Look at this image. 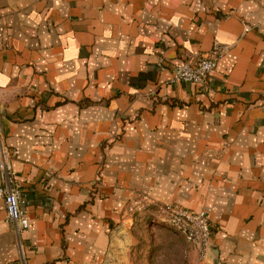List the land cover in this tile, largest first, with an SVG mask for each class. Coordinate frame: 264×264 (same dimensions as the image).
<instances>
[{
	"label": "crops",
	"instance_id": "1",
	"mask_svg": "<svg viewBox=\"0 0 264 264\" xmlns=\"http://www.w3.org/2000/svg\"><path fill=\"white\" fill-rule=\"evenodd\" d=\"M215 48L206 85L169 82ZM0 138L29 220L0 198V264H135L161 220L136 195L206 212L189 264H264V0H0Z\"/></svg>",
	"mask_w": 264,
	"mask_h": 264
},
{
	"label": "built area",
	"instance_id": "2",
	"mask_svg": "<svg viewBox=\"0 0 264 264\" xmlns=\"http://www.w3.org/2000/svg\"><path fill=\"white\" fill-rule=\"evenodd\" d=\"M224 49L215 48L207 55L188 59L180 64L170 65L169 82H185L206 85ZM164 66L162 59L158 61ZM15 150L8 149L0 138V198L3 200L6 220L13 223L17 232L29 230V220L21 208L24 194L15 182V171L10 159ZM154 206L161 219L178 233L187 244L196 247L200 258H206L211 248L212 226L204 210L194 211L170 202L156 203L146 195H136L126 204L129 215L141 213ZM65 264H72L68 261Z\"/></svg>",
	"mask_w": 264,
	"mask_h": 264
},
{
	"label": "rangeland",
	"instance_id": "3",
	"mask_svg": "<svg viewBox=\"0 0 264 264\" xmlns=\"http://www.w3.org/2000/svg\"><path fill=\"white\" fill-rule=\"evenodd\" d=\"M131 225L135 238V264H189L185 241L161 220L141 216Z\"/></svg>",
	"mask_w": 264,
	"mask_h": 264
},
{
	"label": "water",
	"instance_id": "4",
	"mask_svg": "<svg viewBox=\"0 0 264 264\" xmlns=\"http://www.w3.org/2000/svg\"><path fill=\"white\" fill-rule=\"evenodd\" d=\"M212 250H213V249H212V248H210V249H209V253H211V251H212Z\"/></svg>",
	"mask_w": 264,
	"mask_h": 264
}]
</instances>
